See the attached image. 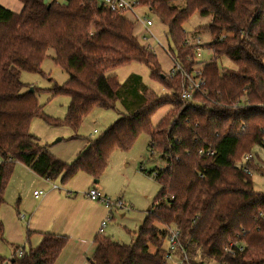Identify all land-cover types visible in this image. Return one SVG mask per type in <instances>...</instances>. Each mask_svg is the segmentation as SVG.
<instances>
[{"label": "trees", "instance_id": "obj_1", "mask_svg": "<svg viewBox=\"0 0 264 264\" xmlns=\"http://www.w3.org/2000/svg\"><path fill=\"white\" fill-rule=\"evenodd\" d=\"M20 2L19 12L0 4V209L17 162L47 181L62 176L65 183L79 171L100 180L111 152L130 149L147 133L151 154L166 163L149 172L160 192L134 242L101 235L89 264H164L169 228L180 230L191 264H264V193L253 181L256 160L263 163L253 149H264V0H182V7L176 0L135 1L167 26L175 45L171 55L189 71L197 64L195 47L188 46L183 25L195 13L209 18L194 30L210 33L206 48L213 53V60L202 62L206 86L194 102L181 99V78H167L125 14L92 0ZM49 49L68 74L62 86L48 89L70 97L67 126L78 128L97 107L120 108L118 119L103 135L87 139L72 163L54 156L30 130L32 119L45 115L21 74L42 73ZM224 57L233 68L219 69ZM132 62L147 65L165 94L149 90L137 74L123 83L108 75ZM167 106L153 126V114ZM67 242V236L44 233L35 248H16L10 260L0 255V264H54ZM234 243L245 250L228 253Z\"/></svg>", "mask_w": 264, "mask_h": 264}, {"label": "rangeland", "instance_id": "obj_2", "mask_svg": "<svg viewBox=\"0 0 264 264\" xmlns=\"http://www.w3.org/2000/svg\"><path fill=\"white\" fill-rule=\"evenodd\" d=\"M45 1L52 2L54 0ZM58 2H66V0H58ZM175 3L179 7L184 6L182 0H176ZM0 4L15 12L22 9L20 0H0ZM125 16L134 22V33L139 41L154 47V53L161 65V71L163 70L165 74L168 73L173 67V59L170 54L175 49V45L168 35L167 26L161 23L157 16L144 5H135L134 11H126ZM191 17L183 25L188 46L192 45L196 49L200 42L203 46L201 60L204 62L211 61L213 60V53L206 48L211 42L210 33L205 30L198 35L194 34V30L199 26L206 25L209 18L202 17L197 13ZM145 18L152 22V25L148 27L152 34L147 31L142 23ZM144 37H147L148 41ZM54 53L53 49H49V57H46L41 64L42 73L25 71L21 74V80L26 86L25 90L34 89L45 115L43 117L36 116L32 119L31 132L40 144L46 146L54 156L67 163H72L83 149L87 139L103 135L118 119L120 108L118 105L115 109L97 107L84 117L78 128L72 129V127L67 126L65 121L69 104H71L70 97L65 94L54 96L48 91L55 83L62 86L68 80V74L53 61ZM217 62L220 70L231 69L234 65L225 57ZM111 74L116 75L121 83L125 82L132 74H137L142 78L143 84L157 95L166 92L161 82L150 77V69L143 63H129L108 73V75ZM169 110L170 107L168 106L158 109L152 116L153 126H157ZM45 118L57 121L59 125L47 122ZM253 152L263 162L260 164L256 160L260 170L253 171L254 186L258 192L264 193V149L256 146ZM17 163L5 190L7 203L2 208L5 217H3L2 212L0 213V219L3 221V232L0 234V255L7 260L13 257L16 248L23 249L26 245L28 250L32 246L28 240L29 216L40 204V200L33 197L35 189L44 192L54 190L57 191V195L63 197V199H58L54 196L51 200L52 204L41 211V214L50 215L58 219L59 222L68 213V209L73 206L74 201L79 202L78 205H80L82 203L81 197H88L86 194L91 189H98L104 196L112 200L121 199L126 210L113 211L109 226L105 229L103 236L120 244L130 245L136 239V232L141 227V223L147 217L149 209L160 192L159 183L154 175L149 174V172L163 169L166 166L160 157L151 154L147 133H141L130 149L115 148L111 152L108 166L98 183H94V179L85 172L79 171L65 183L62 181V176H59L52 181L37 180L38 182L35 184L34 180L25 178V174L21 172ZM18 170L21 173V178L16 182V177L19 176ZM88 199L90 200L89 197ZM106 212L105 218L109 214L107 210ZM74 218L78 217L74 216ZM62 219L63 221L66 220L65 218ZM52 223L55 229L59 228L58 224ZM60 234L65 236L66 232ZM165 246H167V241H165ZM151 250L154 251V248ZM173 263L172 260L168 264Z\"/></svg>", "mask_w": 264, "mask_h": 264}, {"label": "crops", "instance_id": "obj_3", "mask_svg": "<svg viewBox=\"0 0 264 264\" xmlns=\"http://www.w3.org/2000/svg\"><path fill=\"white\" fill-rule=\"evenodd\" d=\"M17 164L20 166L21 172L25 174V178L28 180H34L35 184H37V180H45L35 175L26 167V165H23L20 162ZM20 178L21 173L19 171V176L16 177V182H18ZM34 191H39V189H35ZM34 193L33 197L36 200H40V204L37 205V208H35L29 216L30 223L28 224V240L32 245L31 247L35 248L40 244L44 233L62 235L60 233L64 234L66 232L65 236L67 235L69 240L54 264H89V259L93 256L96 249L95 239L101 236L98 234L100 228L99 225H101L107 214V209L104 204L99 201L89 200L88 197L82 196V203L78 205L79 202L74 201L73 206L68 209V213L62 217L66 220L63 221L61 218V221L59 222L58 219L51 217L50 215L41 214V211L45 210L52 204L51 200L54 196L58 199H63V197L57 195V191L54 190L44 192V195L41 197L39 196V198H36ZM6 200L7 198H5L3 206L7 203ZM3 206L0 209V213L2 212L3 217H5L3 213L4 211H2ZM74 216H77L78 218H74ZM52 222L58 224L59 228L55 229ZM24 247L26 248V245Z\"/></svg>", "mask_w": 264, "mask_h": 264}, {"label": "built area", "instance_id": "obj_4", "mask_svg": "<svg viewBox=\"0 0 264 264\" xmlns=\"http://www.w3.org/2000/svg\"><path fill=\"white\" fill-rule=\"evenodd\" d=\"M58 1V0H55ZM95 2H98L102 4L105 8L112 12H118L120 14H125L126 11H134L135 1L136 0H92ZM143 25L146 27L147 31L152 34L148 27L152 25L151 20L145 18L142 20ZM146 41H148L147 37H144ZM198 46L195 49L194 55V61L197 63L190 71L187 70L180 62H177L172 55L170 56L173 59V67L171 70L166 73L167 78H175L180 77L182 80L181 83V99H183L186 102H194L195 100V94L196 93H204L205 86H206V78L203 75V69H202V52H203V46L200 44V42L197 44ZM147 47L154 52V47L152 45H147ZM211 51L210 49H207ZM212 52V51H211ZM169 53V52H168ZM209 154H213L212 151H209ZM252 155L246 156L245 160L251 159ZM243 170L247 173H251V170H248L247 168L243 167ZM34 196L36 198H39V196H43V191H34ZM91 200L99 201L104 204L107 211L109 212L108 216L103 220L99 228V234L103 235L105 232V229L107 226H109V222L112 217V211L115 210H124L125 205L121 199L112 200L104 195H102L98 190L91 189L86 194ZM167 246H165V261L164 264H168L173 260L174 263L177 264H191L188 259V255L183 247V243H181V232L178 228H169L168 233L166 235ZM245 246L243 244L234 243L232 244V247L226 248L228 253L235 254V251L243 252L245 250ZM234 247V248H233ZM21 249L17 250V254L21 256L23 253ZM6 264H9L6 263ZM208 264H225L218 261H212Z\"/></svg>", "mask_w": 264, "mask_h": 264}, {"label": "water", "instance_id": "obj_5", "mask_svg": "<svg viewBox=\"0 0 264 264\" xmlns=\"http://www.w3.org/2000/svg\"><path fill=\"white\" fill-rule=\"evenodd\" d=\"M30 91H34V89H31ZM99 182V180H95V183H98Z\"/></svg>", "mask_w": 264, "mask_h": 264}]
</instances>
